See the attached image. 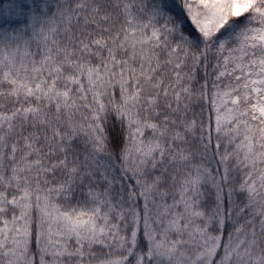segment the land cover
Segmentation results:
<instances>
[{
	"label": "snow or ice",
	"instance_id": "6c2138e0",
	"mask_svg": "<svg viewBox=\"0 0 264 264\" xmlns=\"http://www.w3.org/2000/svg\"><path fill=\"white\" fill-rule=\"evenodd\" d=\"M0 264H264V0H0Z\"/></svg>",
	"mask_w": 264,
	"mask_h": 264
}]
</instances>
